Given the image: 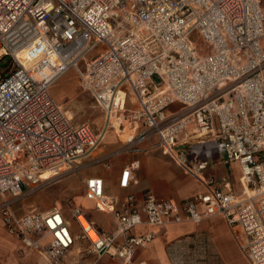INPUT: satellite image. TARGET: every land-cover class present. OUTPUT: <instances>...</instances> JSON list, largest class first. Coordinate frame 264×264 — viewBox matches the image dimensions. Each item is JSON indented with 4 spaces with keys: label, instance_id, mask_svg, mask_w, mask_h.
<instances>
[{
    "label": "built area",
    "instance_id": "1",
    "mask_svg": "<svg viewBox=\"0 0 264 264\" xmlns=\"http://www.w3.org/2000/svg\"><path fill=\"white\" fill-rule=\"evenodd\" d=\"M262 42L261 0H0V59L9 58L0 69V212L7 232L49 264H63L74 245L60 207L18 214L4 195L31 193L77 169L101 145L108 126L97 132L88 122L72 123L51 94L65 72L77 69L80 86L109 121L135 105L131 115L143 128L129 147L149 140L203 186L178 202L150 189L139 200L109 196L103 178H85V197L114 223L105 231L71 207L95 260L130 261L166 225L220 216L247 263L264 264ZM216 156L238 164L239 192L226 177L204 175ZM139 165L125 164L122 188L138 183Z\"/></svg>",
    "mask_w": 264,
    "mask_h": 264
},
{
    "label": "crops",
    "instance_id": "2",
    "mask_svg": "<svg viewBox=\"0 0 264 264\" xmlns=\"http://www.w3.org/2000/svg\"><path fill=\"white\" fill-rule=\"evenodd\" d=\"M261 4L264 6V0H261ZM64 112L67 115V112ZM109 138L112 139V136L110 135ZM130 148L140 150L131 151L132 154L128 158L116 157L110 160L109 166L105 165L106 168L99 167L96 169V174L88 175V177L99 176L104 179L107 195L124 197L127 194H134L141 200L144 191L150 189L158 199H172L178 202L192 197L203 189L195 177L185 173L151 143L142 141L130 145ZM104 156L101 154L93 160L102 161ZM133 159H137L140 163L137 170L138 183L122 188L119 185L121 171L125 164ZM203 173L205 176L214 177L217 182L226 177L233 190L240 191V168L236 162L225 163L221 156H216L206 162ZM220 186L222 187V184ZM86 205L90 206L89 203ZM85 208V210L89 209L88 215L99 228L105 231L113 229V219L108 213ZM69 224L75 241L63 258V264H231V256L235 254L248 264L224 219L220 216L209 217L198 223L183 221L168 224L145 247L137 248L130 261L109 255H103L96 261V255L91 251L89 242L80 236L79 229L71 216H69ZM138 230L143 231L144 228L139 226ZM0 264H49L35 250L24 246L7 232L1 212Z\"/></svg>",
    "mask_w": 264,
    "mask_h": 264
},
{
    "label": "rangeland",
    "instance_id": "3",
    "mask_svg": "<svg viewBox=\"0 0 264 264\" xmlns=\"http://www.w3.org/2000/svg\"><path fill=\"white\" fill-rule=\"evenodd\" d=\"M8 64V56H3L0 59V69H4ZM51 94L62 110L67 112V115L74 124L88 122L97 132L107 124V133L101 145L91 155L80 160L77 169L70 170L61 176L53 178L29 194H23L16 198H13L11 195H4V198L14 200L13 207L18 213L32 207L45 211L57 206L61 208L64 215L69 219V211L73 206H78L84 211L89 210H85V207L90 208L91 211L94 210L93 202L91 203L84 195V179L88 175L96 174L97 168H106L105 163L97 160L94 161V157H98L101 154L109 155V158L105 161L108 166L110 160L116 157L128 158L132 154L129 141L140 133L143 126L140 122L135 121L131 115V110L135 108V105L127 106L126 111L119 120L117 119L118 116H112L109 121L108 117H105L101 109L95 104L92 96L80 86L77 69H70L65 72L52 85ZM171 108H174V106ZM110 135L112 139L109 138ZM146 142L150 143L149 140H146ZM2 199L3 197L0 196V202H2ZM86 203H89L90 206H87ZM231 264L246 263L238 254H235L231 256Z\"/></svg>",
    "mask_w": 264,
    "mask_h": 264
},
{
    "label": "water",
    "instance_id": "4",
    "mask_svg": "<svg viewBox=\"0 0 264 264\" xmlns=\"http://www.w3.org/2000/svg\"><path fill=\"white\" fill-rule=\"evenodd\" d=\"M208 145H209V142H206V143H202V144H200L199 146H198V148H207L208 147Z\"/></svg>",
    "mask_w": 264,
    "mask_h": 264
},
{
    "label": "trees",
    "instance_id": "5",
    "mask_svg": "<svg viewBox=\"0 0 264 264\" xmlns=\"http://www.w3.org/2000/svg\"><path fill=\"white\" fill-rule=\"evenodd\" d=\"M7 66V65H6Z\"/></svg>",
    "mask_w": 264,
    "mask_h": 264
}]
</instances>
